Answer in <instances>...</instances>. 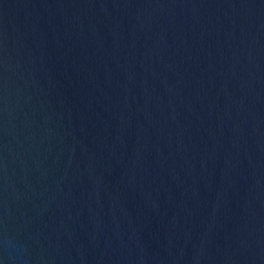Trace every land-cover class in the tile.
I'll return each mask as SVG.
<instances>
[{"label": "water", "instance_id": "95a60500", "mask_svg": "<svg viewBox=\"0 0 264 264\" xmlns=\"http://www.w3.org/2000/svg\"><path fill=\"white\" fill-rule=\"evenodd\" d=\"M0 264H264V0H0Z\"/></svg>", "mask_w": 264, "mask_h": 264}]
</instances>
